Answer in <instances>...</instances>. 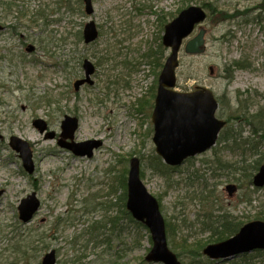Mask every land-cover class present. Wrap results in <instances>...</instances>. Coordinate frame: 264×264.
Segmentation results:
<instances>
[{"label": "rangeland", "instance_id": "rangeland-1", "mask_svg": "<svg viewBox=\"0 0 264 264\" xmlns=\"http://www.w3.org/2000/svg\"><path fill=\"white\" fill-rule=\"evenodd\" d=\"M92 4L88 16L84 0H0V264H42L51 251L56 264H156L146 260L153 247L149 230L122 213V184L133 158L159 202L168 248L181 264H264V255L255 252L224 262L203 253L224 241L215 242L209 228H219L224 217L240 229L263 221L264 188L256 189L248 176L255 161L264 164V0ZM189 7L207 12L206 51L184 52L197 27L179 54L177 89L214 93L229 143L218 142L164 173L153 168L152 123L159 75L170 54L162 38L165 26ZM89 21L99 38L85 45ZM85 60L96 68L94 85L75 91ZM65 116L79 120L75 143L102 142L92 158L58 146ZM37 119L46 123L44 133L33 125ZM12 137L30 145L33 174L11 148ZM228 186L236 189L231 196ZM32 193L41 206L24 223L18 208Z\"/></svg>", "mask_w": 264, "mask_h": 264}, {"label": "water", "instance_id": "water-1", "mask_svg": "<svg viewBox=\"0 0 264 264\" xmlns=\"http://www.w3.org/2000/svg\"><path fill=\"white\" fill-rule=\"evenodd\" d=\"M87 15L94 13L92 0H84ZM207 15L200 7H190L182 11L177 18L165 26L162 44L170 50L159 77V85L155 98V107L152 115L154 124L153 142L157 155L165 164L177 167L187 159L205 153L216 145L219 133L225 122L216 118L218 103L211 90L205 87H196L192 92L176 90L177 69L179 68V53L184 40L189 38L197 25L205 22ZM3 30L0 25V31ZM205 34L201 29L198 35L187 42L184 51L187 55H202L205 53ZM85 44L95 42L99 31L94 21L86 24L83 32ZM34 47L27 51L32 53ZM85 78L74 84L75 91L85 85H93L91 76L95 73L94 65L85 61L83 64ZM212 73V69H211ZM33 125L41 132L46 131L43 120H36ZM79 128V120L66 116L62 121L59 146L71 151L75 156L92 158L94 151L102 145L101 141L75 143V133ZM54 135H50L53 138ZM11 148L19 154L23 168L28 174H33L35 165L33 153L29 144L19 138L12 137ZM255 188H264V164L253 178ZM126 208L133 219L143 223L150 231L153 247L146 260L161 264H181L178 258L169 250L165 221L160 212L158 201L147 191L140 179V162L133 159L131 162L127 184ZM235 187L228 186L229 195H233ZM40 208V202L33 193L22 200L18 210L19 218L24 223L30 222ZM256 251H264V221H254L243 226L233 237L223 242L209 245L203 253L211 260L221 262L230 261ZM42 264H56L55 251L48 253Z\"/></svg>", "mask_w": 264, "mask_h": 264}, {"label": "trees", "instance_id": "trees-1", "mask_svg": "<svg viewBox=\"0 0 264 264\" xmlns=\"http://www.w3.org/2000/svg\"><path fill=\"white\" fill-rule=\"evenodd\" d=\"M204 7H206V5H204ZM163 49V47H161ZM162 52L160 53V58H163V50H161ZM229 138H224V136L221 135L219 142L222 143H229L228 142ZM156 161L153 162V168H155L158 171H162V172H166L170 169L169 167H166L164 165L161 166L162 161L156 156ZM261 160H257L255 161L254 165H252V171L250 172L249 176H248V180L251 182L252 184V178L254 176V173H256L260 166H261ZM165 170V171H164ZM122 187L124 189V202H126V184L125 181L122 184ZM126 204H123L122 206V213H124V215L130 219V221L134 222L130 213L126 210L125 208ZM258 219L263 220L264 221V203L262 205V211L261 213H259L258 215ZM224 221L221 223L220 227L215 229L216 227L212 224L211 226H209L210 229H212L211 233L213 235L212 238L216 239L215 242H219L225 239H229L230 237L234 236L239 230H240V224L235 225V223L231 222L228 220L227 217H224L223 219ZM110 222L112 223L113 227L115 228L116 226V220L115 219H111ZM219 230V231H218ZM211 241H214L213 239H211ZM210 241V242H211ZM197 251L200 252L201 250V246L202 244L198 243L197 245ZM200 249V250H199ZM257 254H262L264 255V252L258 251L256 252Z\"/></svg>", "mask_w": 264, "mask_h": 264}, {"label": "flooded vegetation", "instance_id": "flooded-vegetation-1", "mask_svg": "<svg viewBox=\"0 0 264 264\" xmlns=\"http://www.w3.org/2000/svg\"><path fill=\"white\" fill-rule=\"evenodd\" d=\"M54 135V134H53ZM54 138H55V135H54ZM59 138H60V135H59Z\"/></svg>", "mask_w": 264, "mask_h": 264}]
</instances>
